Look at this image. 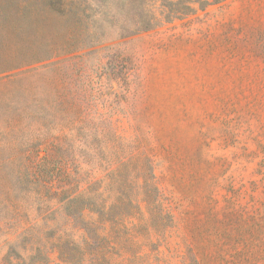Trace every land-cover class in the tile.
Masks as SVG:
<instances>
[{
	"label": "rangeland",
	"instance_id": "374dc122",
	"mask_svg": "<svg viewBox=\"0 0 264 264\" xmlns=\"http://www.w3.org/2000/svg\"><path fill=\"white\" fill-rule=\"evenodd\" d=\"M63 45L0 50V161L10 141L19 167L27 151H50L55 187L60 167L80 172L79 190L88 180L106 188L117 170L137 177L151 189L138 197L165 217L164 229L134 238L151 254L144 264H264V0H225L129 38L106 30L44 58ZM35 217L30 208L21 229L40 228ZM18 231L0 235V264L29 262Z\"/></svg>",
	"mask_w": 264,
	"mask_h": 264
},
{
	"label": "trees",
	"instance_id": "16d2710c",
	"mask_svg": "<svg viewBox=\"0 0 264 264\" xmlns=\"http://www.w3.org/2000/svg\"><path fill=\"white\" fill-rule=\"evenodd\" d=\"M224 1L0 0V50L8 41L22 48L25 42L33 46L37 38L51 44L62 38L64 45L60 51L52 47L44 51V58H49L57 52L81 49L80 45L88 37L101 38L106 30L116 32L118 38H129L203 13ZM53 18L66 26L63 31L52 25ZM70 20L73 22L68 23ZM7 150L6 160L0 161L3 167L0 168V235L9 234V229L20 230L17 238L25 243L24 252L29 254L25 260L20 258L22 262L43 264L48 259L35 261L32 255L45 253L55 255L60 264H144L151 257V254L140 255L141 247L133 242L134 238L141 234L148 236L149 230L157 233L164 229L165 217L160 203L138 197L139 188L145 187L147 193L151 189L147 185L138 186L137 177L134 181L133 178L123 181L122 173L117 170L106 188L102 189V180H88L86 187L79 190L80 172L70 177L63 174L60 167L61 177L55 187V176L46 169L52 161L48 149L43 157H39V149L27 151L25 160L31 163L21 167L12 154L10 141ZM61 165L64 167L66 163ZM9 166H16L15 177L6 171L5 167ZM84 175L87 177L89 171ZM14 178L21 185L19 189L15 187ZM106 193L112 194V198ZM32 198H36V202L29 205ZM143 206L149 215L147 219L142 213ZM30 208L36 212L33 220L37 219L42 225L21 229L20 219L27 217ZM43 227L50 230L49 236Z\"/></svg>",
	"mask_w": 264,
	"mask_h": 264
}]
</instances>
